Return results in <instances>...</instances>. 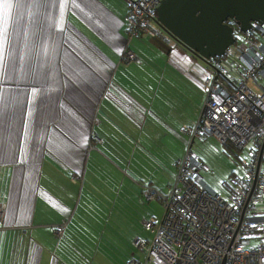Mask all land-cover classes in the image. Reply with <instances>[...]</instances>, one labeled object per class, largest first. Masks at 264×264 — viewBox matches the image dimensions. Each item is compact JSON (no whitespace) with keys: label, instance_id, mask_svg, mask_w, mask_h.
Segmentation results:
<instances>
[{"label":"crops","instance_id":"obj_1","mask_svg":"<svg viewBox=\"0 0 264 264\" xmlns=\"http://www.w3.org/2000/svg\"><path fill=\"white\" fill-rule=\"evenodd\" d=\"M130 1L0 4V264H162L133 245L163 215L143 190L174 185L208 67L130 39Z\"/></svg>","mask_w":264,"mask_h":264},{"label":"built area","instance_id":"obj_2","mask_svg":"<svg viewBox=\"0 0 264 264\" xmlns=\"http://www.w3.org/2000/svg\"><path fill=\"white\" fill-rule=\"evenodd\" d=\"M161 1L129 2L125 26L130 39L148 35L171 44L156 21ZM237 37L235 53L229 48L221 59L206 63L200 84L205 100L197 123L182 128L190 142L174 164V185L166 195L143 190L145 202L161 203L163 216L159 223L143 221V229L153 234L148 247L139 238L133 245L148 249L162 264H264V21L246 33L235 31L234 45ZM124 55L133 58L129 50ZM207 138L239 152L240 173L227 179V199L203 182L192 151L195 140ZM61 229L55 228L57 236Z\"/></svg>","mask_w":264,"mask_h":264},{"label":"water","instance_id":"obj_3","mask_svg":"<svg viewBox=\"0 0 264 264\" xmlns=\"http://www.w3.org/2000/svg\"><path fill=\"white\" fill-rule=\"evenodd\" d=\"M156 15L165 36L209 63L234 45L235 31L246 33L254 23L264 21V0H162Z\"/></svg>","mask_w":264,"mask_h":264},{"label":"rangeland","instance_id":"obj_4","mask_svg":"<svg viewBox=\"0 0 264 264\" xmlns=\"http://www.w3.org/2000/svg\"><path fill=\"white\" fill-rule=\"evenodd\" d=\"M240 39V37H237L236 45L230 47L231 52L235 53L237 51V46L240 43ZM186 141L187 148L189 141L185 139V142ZM183 144L184 143L181 145ZM192 151L194 152L197 159H199L200 165L202 166L200 175L203 182L207 184L213 191L227 199L229 190L226 186V179H224L223 176L225 175V177H228L227 175H230L232 172H235L236 174L240 173L239 152L235 151L233 148H229L218 143L213 138H207L201 141L195 140L192 145ZM223 164L226 166V168H221ZM263 170L264 163L262 164V171ZM219 172H221V175ZM169 178L171 180V176Z\"/></svg>","mask_w":264,"mask_h":264},{"label":"trees","instance_id":"obj_5","mask_svg":"<svg viewBox=\"0 0 264 264\" xmlns=\"http://www.w3.org/2000/svg\"><path fill=\"white\" fill-rule=\"evenodd\" d=\"M127 15V14H126ZM180 47V46H179ZM182 48V47H181ZM183 49V48H182ZM184 50V49H183ZM224 146H227V147H229L228 145H224ZM230 148V147H229ZM234 174H236L235 172H232L230 175H228V177L226 178V180L228 179V178H230L231 176H233ZM227 182V181H226Z\"/></svg>","mask_w":264,"mask_h":264},{"label":"flooded vegetation","instance_id":"obj_6","mask_svg":"<svg viewBox=\"0 0 264 264\" xmlns=\"http://www.w3.org/2000/svg\"><path fill=\"white\" fill-rule=\"evenodd\" d=\"M229 24L231 25V23L229 22ZM235 27V26H234Z\"/></svg>","mask_w":264,"mask_h":264}]
</instances>
